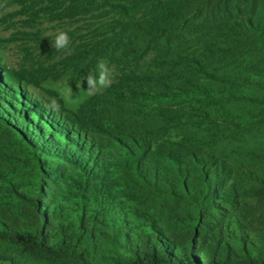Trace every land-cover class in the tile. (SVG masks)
<instances>
[{"label": "trees", "instance_id": "trees-1", "mask_svg": "<svg viewBox=\"0 0 264 264\" xmlns=\"http://www.w3.org/2000/svg\"><path fill=\"white\" fill-rule=\"evenodd\" d=\"M71 1L108 21L73 74L114 62L120 109L159 132L96 149L0 84V264H264V0Z\"/></svg>", "mask_w": 264, "mask_h": 264}, {"label": "rangeland", "instance_id": "rangeland-1", "mask_svg": "<svg viewBox=\"0 0 264 264\" xmlns=\"http://www.w3.org/2000/svg\"><path fill=\"white\" fill-rule=\"evenodd\" d=\"M72 5L71 0H0V84L3 85V89L22 95L25 100L42 106L50 115L73 129L81 139L86 137L96 149L110 148L114 139L125 140L126 128L120 132V123L125 121L130 127L132 124L139 127V131L145 135L149 131L157 134L159 132L157 123L137 121L130 118L127 109H120L118 100L120 93L126 94L128 91L123 89L126 85L124 80H120L122 72H118L117 65L108 59L100 61L114 68L117 73L112 86L92 97L84 96L83 90L80 89L78 93L80 100L77 105L66 102L62 87L65 84L70 85L76 93L77 86L87 75L84 71L73 74L74 68L66 59L74 55L76 50L89 49L87 43L97 40L93 30L100 24L108 23L107 20L94 18L96 16L92 12L87 15L74 14L70 9ZM57 30L67 32L71 38L70 51H57L52 47L51 41L54 42ZM197 46L192 44L176 53L182 56L191 55ZM153 58L154 55L151 54L142 59L140 73L159 75L163 72L161 68L153 66ZM96 72L97 67L91 73L95 75ZM259 79L256 76L252 77V80ZM147 88L149 89V86ZM244 93L252 97L256 91L250 89ZM89 102L91 105H88ZM84 107L90 111L82 114L81 110ZM247 111L246 105L241 103L224 104V112L241 115ZM221 113L222 111L219 112ZM156 137L161 141L160 133ZM163 141L166 142H158L161 147L166 149L172 147L170 142ZM4 146L5 142L0 141V149L2 147L8 152ZM122 172L119 166L110 174L118 191L125 189V175ZM128 207L133 212L137 206L129 202Z\"/></svg>", "mask_w": 264, "mask_h": 264}, {"label": "clouds", "instance_id": "clouds-1", "mask_svg": "<svg viewBox=\"0 0 264 264\" xmlns=\"http://www.w3.org/2000/svg\"><path fill=\"white\" fill-rule=\"evenodd\" d=\"M51 43L52 47H55L57 51L68 52L71 50V38L63 30H57L54 34V42L51 41ZM116 74L114 68L100 61L97 64L95 75L89 73L84 76L82 83L77 86L78 92L74 93L70 85L67 84L62 87L61 91L67 103L77 105L80 100V96L78 95L80 89L83 90V94L86 97L101 94L112 86ZM74 96L75 98H73Z\"/></svg>", "mask_w": 264, "mask_h": 264}]
</instances>
